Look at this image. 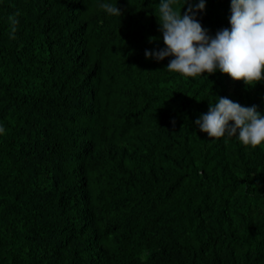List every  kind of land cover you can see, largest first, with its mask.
<instances>
[{"label": "trees", "instance_id": "obj_1", "mask_svg": "<svg viewBox=\"0 0 264 264\" xmlns=\"http://www.w3.org/2000/svg\"><path fill=\"white\" fill-rule=\"evenodd\" d=\"M159 2L0 0V264H264V144L195 125L214 97L264 115V81L145 59ZM229 16L196 18L214 36Z\"/></svg>", "mask_w": 264, "mask_h": 264}, {"label": "clouds", "instance_id": "obj_2", "mask_svg": "<svg viewBox=\"0 0 264 264\" xmlns=\"http://www.w3.org/2000/svg\"><path fill=\"white\" fill-rule=\"evenodd\" d=\"M176 3L177 0H160L158 15L154 16L164 47L146 50L145 59L159 62L172 57L166 69L185 78H201L204 73L211 76L219 71L248 88L264 81V0H230V28L220 29L214 36L196 18L197 13L204 12L205 0L195 4L183 0L182 8L174 7ZM100 7L112 16L122 15L116 5L104 3ZM20 15L17 10L7 18L9 39H16ZM214 99L216 102L208 104L207 112L195 121L200 132L209 139L235 137L251 148L264 144V115L256 105L245 107L228 97ZM5 131L0 126V134ZM150 255L142 252L140 258L147 260Z\"/></svg>", "mask_w": 264, "mask_h": 264}]
</instances>
